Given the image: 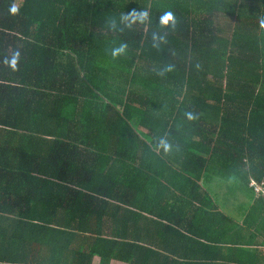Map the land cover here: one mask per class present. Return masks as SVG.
<instances>
[{"label":"trees","instance_id":"obj_1","mask_svg":"<svg viewBox=\"0 0 264 264\" xmlns=\"http://www.w3.org/2000/svg\"><path fill=\"white\" fill-rule=\"evenodd\" d=\"M132 9L150 22L128 27ZM261 19L264 0H0V264H205L181 251L212 242L198 220L217 212L223 231L233 218L196 171L264 193ZM155 166H183V185ZM148 195L174 201L137 202ZM262 196L248 217L264 220Z\"/></svg>","mask_w":264,"mask_h":264},{"label":"crops","instance_id":"obj_2","mask_svg":"<svg viewBox=\"0 0 264 264\" xmlns=\"http://www.w3.org/2000/svg\"><path fill=\"white\" fill-rule=\"evenodd\" d=\"M179 160L181 158L179 157ZM183 166H155L154 172L157 176L165 178L172 186L183 185V177L178 176L173 172V168L180 170ZM197 182L201 188L209 191L213 201L221 208L227 215L233 219L229 221V227L220 231L217 221L220 215L215 212L207 218H200L197 222L196 228L198 232L205 235L212 242L205 239L196 238L206 244V247L198 246L194 250L183 248L181 251L190 255H205V264H264V220L260 219V213L256 212L252 218L248 217V212L252 205L258 203L259 198L263 197V191L259 195L252 187V180L247 186H243L238 177L235 175L228 176L226 172H219L216 168H204L203 171H196ZM220 182H223L221 184ZM255 182V181H254ZM108 182L106 183V185ZM149 186H151L148 183ZM174 192H176L174 190ZM169 191V194H172ZM123 197V193L121 194ZM141 197V195H140ZM109 200V199H106ZM155 200L162 202L174 201V198L163 196L156 198L153 196L147 197L138 203ZM110 202H115L109 200ZM262 204L259 205V208ZM151 218L154 215H148ZM187 218V217H186ZM170 219V215H169ZM181 230V229H179ZM151 248L164 252V248L148 244ZM172 248V247H171ZM168 256V254H166ZM213 255L211 262L207 259L208 256ZM242 259V262H240ZM91 264H99V256L94 255ZM109 264H129L126 261L119 259H111Z\"/></svg>","mask_w":264,"mask_h":264},{"label":"clouds","instance_id":"obj_3","mask_svg":"<svg viewBox=\"0 0 264 264\" xmlns=\"http://www.w3.org/2000/svg\"><path fill=\"white\" fill-rule=\"evenodd\" d=\"M18 9L15 5H13L10 8V12L12 14L17 13ZM121 20L122 21H127L128 27H131L132 24H135L137 22L144 24L146 22H150V15L149 12L147 10H140L137 11L136 9H132L131 11L123 14L121 16ZM177 21H176V17L173 14V12L171 11H166L164 12L160 17H159V24L161 26L164 27H175ZM260 26L262 28H264V19L260 20ZM116 25L114 21L110 22V28L111 29H115ZM120 31H123V29H119ZM159 39L160 41H165V38L163 36L157 37V35L154 33L153 34V47L159 48V44L156 43V40ZM166 42V41H165ZM127 49V44L126 43H121L118 47H113L110 50V55L115 59L118 58L119 56H121L122 54H124L126 52ZM20 60V52L19 50L14 51L10 57H5L3 60V63L10 68L12 71H17L18 70V62ZM173 70V66L172 65H166L165 68L161 71H158L157 74L158 75H165L167 72H170ZM186 116L188 118V120H194L196 119V116L189 112L186 113ZM158 147L163 148L165 153H168L169 151H171L172 149V145L170 143L167 142L166 139L161 138Z\"/></svg>","mask_w":264,"mask_h":264},{"label":"built area","instance_id":"obj_4","mask_svg":"<svg viewBox=\"0 0 264 264\" xmlns=\"http://www.w3.org/2000/svg\"><path fill=\"white\" fill-rule=\"evenodd\" d=\"M253 185H254L255 191L258 192L260 190V186L256 185L254 182H253Z\"/></svg>","mask_w":264,"mask_h":264},{"label":"rangeland","instance_id":"obj_5","mask_svg":"<svg viewBox=\"0 0 264 264\" xmlns=\"http://www.w3.org/2000/svg\"><path fill=\"white\" fill-rule=\"evenodd\" d=\"M221 184H223V182H220Z\"/></svg>","mask_w":264,"mask_h":264}]
</instances>
